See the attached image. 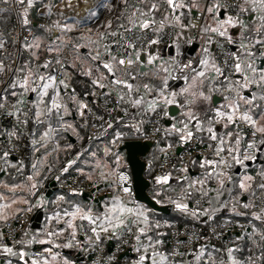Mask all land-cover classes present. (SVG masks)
Masks as SVG:
<instances>
[{"label":"snow or ice","instance_id":"snow-or-ice-1","mask_svg":"<svg viewBox=\"0 0 264 264\" xmlns=\"http://www.w3.org/2000/svg\"><path fill=\"white\" fill-rule=\"evenodd\" d=\"M14 3L0 264H264V0Z\"/></svg>","mask_w":264,"mask_h":264},{"label":"trees","instance_id":"trees-1","mask_svg":"<svg viewBox=\"0 0 264 264\" xmlns=\"http://www.w3.org/2000/svg\"><path fill=\"white\" fill-rule=\"evenodd\" d=\"M0 31H11L13 28L17 27V19H18V9L19 6L16 5L15 11L12 8V0H8V3H3V0H0ZM31 17L33 19L37 18V13L35 10L32 11Z\"/></svg>","mask_w":264,"mask_h":264},{"label":"water","instance_id":"water-1","mask_svg":"<svg viewBox=\"0 0 264 264\" xmlns=\"http://www.w3.org/2000/svg\"><path fill=\"white\" fill-rule=\"evenodd\" d=\"M148 151L150 152V151H151V148H149ZM148 191H149V189H148L147 187H145V188H143V190L140 192V195H141L142 197H145V202L151 204V201L146 199L147 196H148ZM155 207H157V209H160L161 206H155ZM39 219H42V217H40ZM37 223H38V218H37V217H34V218H33V226L35 227V226L37 225Z\"/></svg>","mask_w":264,"mask_h":264},{"label":"crops","instance_id":"crops-1","mask_svg":"<svg viewBox=\"0 0 264 264\" xmlns=\"http://www.w3.org/2000/svg\"><path fill=\"white\" fill-rule=\"evenodd\" d=\"M0 8H2L1 6H0ZM12 8L15 10V11H17L16 10V4L14 3V0H12ZM51 190V189H50Z\"/></svg>","mask_w":264,"mask_h":264},{"label":"built area","instance_id":"built-area-1","mask_svg":"<svg viewBox=\"0 0 264 264\" xmlns=\"http://www.w3.org/2000/svg\"><path fill=\"white\" fill-rule=\"evenodd\" d=\"M33 218H34V217H33ZM31 223H32V225H33V220H32V222H31Z\"/></svg>","mask_w":264,"mask_h":264}]
</instances>
